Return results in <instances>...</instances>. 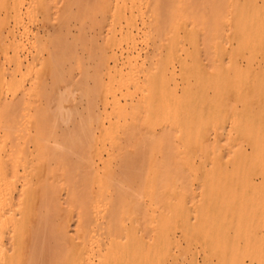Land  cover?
<instances>
[{
  "label": "bare ground",
  "instance_id": "bare-ground-1",
  "mask_svg": "<svg viewBox=\"0 0 264 264\" xmlns=\"http://www.w3.org/2000/svg\"><path fill=\"white\" fill-rule=\"evenodd\" d=\"M28 1L32 20H38V15L34 16L41 13L44 25L51 20L54 6L66 15L78 13L82 17H93L95 10L100 11L101 26L112 39L97 46L101 70L106 69L110 82L107 90L112 93L111 99H103V105L106 109L112 106L109 114L114 115L123 101L129 102L133 96L136 106L132 108L131 122L122 125L109 114L108 122L98 117V135L86 120L77 122L78 117L70 127L67 122L71 115L67 117L63 112L64 120L60 114L53 115L49 138L47 126L40 124L44 119L40 114L36 153L22 141L27 118L23 110L14 114L11 109V114L0 118L11 143L7 153L10 164H3L0 144V264H160L165 251V215L163 211L151 213L142 197L144 192H153L151 184L158 185L153 194L163 193L170 178L167 164H177L180 158L175 142H182L186 131L182 122L157 128L159 115L163 114L164 121L172 115H187L184 103L198 98L199 91L192 88L202 83L199 75L190 78L186 73L202 70L199 54L204 51L209 56L217 55L223 36L239 41L252 35L254 30L247 32L244 25L254 19L258 9L248 8L250 0ZM22 3L24 0L17 2L19 6ZM15 22L24 24L21 14ZM199 35L203 47L198 43ZM184 42L192 45L191 62L182 56L188 50ZM59 48H55L54 55ZM226 53L233 58V49ZM257 54V48L250 47L242 53L251 60ZM73 55L68 47L65 56ZM124 55L127 60L120 64ZM142 56L148 60V66L143 67L144 79L138 77L124 88L119 78L122 70L126 66L138 70L137 58ZM103 57L114 59L115 64L110 67ZM56 60L53 59L54 67ZM173 60L179 61L182 79H187L190 88L186 94H172L166 85L167 79L175 75L167 65ZM212 69L211 82L222 86L218 76L228 73V69L217 60H213ZM244 71L239 66L234 82L243 83ZM57 76L60 77L56 71V81ZM37 87L41 95H47L44 80ZM17 105L18 109L22 106L21 102ZM62 121L67 126L58 133L54 128ZM99 138L110 146H98ZM103 149L107 151L106 158ZM95 157L109 165L101 170ZM19 175L24 177V184L17 189L14 178ZM72 221L75 229L69 234Z\"/></svg>",
  "mask_w": 264,
  "mask_h": 264
},
{
  "label": "rangeland",
  "instance_id": "rangeland-1",
  "mask_svg": "<svg viewBox=\"0 0 264 264\" xmlns=\"http://www.w3.org/2000/svg\"><path fill=\"white\" fill-rule=\"evenodd\" d=\"M18 1L0 0V118L11 114V109L14 114L17 110L24 111L27 118L23 143L33 153L37 152L40 114L44 116L40 124L47 126L48 137L53 133V115L63 116V112L67 117L71 115L67 122L70 127L78 119L79 123L86 120L97 135L98 117L108 122L107 116H114L119 125L131 122L132 108L136 106L133 96L129 102L124 100L114 115L109 114L112 106L106 109L103 105V99H111L112 93L107 90L110 82L106 69L101 70L102 57L97 46L112 39L101 26L102 13L95 10L93 17L78 13L66 15L54 6L50 10L51 20L44 25L41 13L34 16L38 15V20H32L28 0L20 6ZM248 8L258 9L254 19L244 25L247 32L254 30L253 34L239 41L223 36L218 42L217 55L209 56L201 51L199 59L203 69L186 73L190 78L199 75L202 83L192 88L199 91L198 98L186 99L184 103L187 115L184 118L172 115L164 121L163 114H157L161 117L157 128L182 122L186 131L185 139L175 142L180 148V158L177 164H167L170 178L163 193L153 194L158 185L151 184L153 192L150 195L144 192L142 197L151 213L163 211L165 215V251L160 264H264V87L261 86L264 83V0H250ZM19 14L24 24L15 22ZM184 43L188 50L182 56L191 62L192 45ZM198 43L203 47L202 35ZM57 46L60 50L54 55ZM68 47L72 48L73 56H65ZM246 47L258 50L252 60L242 55ZM228 49L234 51L232 59L226 53ZM16 57L20 58L19 62ZM54 58L58 60L56 69ZM103 59L110 67L115 64L112 58ZM126 60V55L121 56L120 64ZM213 60L228 69V73L220 72L218 76L222 86L211 82ZM137 61L138 70L126 66L119 76L124 88L138 77L144 79L143 67L148 66V60L142 56ZM167 63L175 71L166 81L169 92H189L179 61ZM239 66L245 70L242 84L234 82ZM56 71L60 76L57 81ZM40 80L47 86L46 96L38 91ZM20 102L23 109L22 106L18 109ZM59 106L61 111L54 110ZM66 126L62 121L54 130L60 133ZM0 137L3 164H10L7 153L11 143L1 124ZM97 145L110 146L100 138ZM103 151L106 158L107 151ZM95 160L101 170L109 165L98 157ZM14 183L17 189L22 188L24 177H15ZM74 229L72 221L68 233L73 234Z\"/></svg>",
  "mask_w": 264,
  "mask_h": 264
}]
</instances>
